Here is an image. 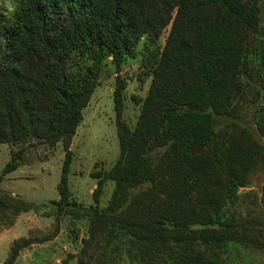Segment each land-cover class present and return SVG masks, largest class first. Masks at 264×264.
<instances>
[{"label":"trees","instance_id":"1","mask_svg":"<svg viewBox=\"0 0 264 264\" xmlns=\"http://www.w3.org/2000/svg\"><path fill=\"white\" fill-rule=\"evenodd\" d=\"M261 1L16 0L11 15L0 14V143L61 142L58 214L70 205V144L83 108L106 66L116 72L119 153L107 171L91 174L95 210L80 254L105 240L121 251L136 247L146 264H219L231 244L264 247L261 229L231 212L238 189L264 169V143L233 120L216 131L242 93L247 43L262 29ZM167 27L131 128L122 120L127 83L117 73ZM21 152H11L2 176L20 165ZM108 180L115 188L99 211ZM53 236L13 240L5 264ZM80 254L62 264L73 257L88 264Z\"/></svg>","mask_w":264,"mask_h":264},{"label":"rangeland","instance_id":"2","mask_svg":"<svg viewBox=\"0 0 264 264\" xmlns=\"http://www.w3.org/2000/svg\"><path fill=\"white\" fill-rule=\"evenodd\" d=\"M15 1L0 0V14L11 15ZM260 10L262 29L247 43L246 61L241 78L242 93L232 113L217 118L216 131L218 133L223 131L225 124L233 120L247 127L264 143V133L259 130V123L264 121V0L260 2ZM168 29L169 27L163 30L154 45L146 46L142 41L137 47L136 56L128 58L117 73L127 83L123 91L122 120L131 128L136 123L141 101L150 84L152 57L162 48ZM115 78L116 72L113 66L108 64L88 104L83 108V118L70 144L72 153L68 172L70 205L61 214L57 213V208L52 203L59 197L57 183L64 158L61 142L53 147L35 138L15 143H0V230L13 224L19 215V230L25 231L28 237L58 235L55 244L56 258L60 255L67 257L69 254H80L82 239L88 236L89 218L95 210L91 193L96 178L91 174L107 171L119 153L112 98ZM20 149H22L20 166L17 172L11 175L19 177L3 179L2 169L10 160L11 152ZM114 188V182L108 180L100 196L99 211L105 210L108 206ZM12 191H15L16 195H12ZM237 193L238 198L231 212L239 219L251 220L254 226L261 229L264 239V169L256 172L250 186L240 187ZM10 199L17 202L13 204ZM18 201L22 207H18ZM14 207L15 210H21L14 212ZM49 251L51 252V249ZM7 257V254L4 257V253L0 251V264H5ZM80 257L88 264H146L140 258L136 247L121 251L120 245L113 249L106 246L105 240L97 248L94 246L89 250L88 254L81 253ZM75 260L78 263L76 258ZM17 264L39 263L36 259L28 262L24 259ZM219 264H264V247L258 248L256 244L245 246L231 244L223 250Z\"/></svg>","mask_w":264,"mask_h":264},{"label":"crops","instance_id":"3","mask_svg":"<svg viewBox=\"0 0 264 264\" xmlns=\"http://www.w3.org/2000/svg\"><path fill=\"white\" fill-rule=\"evenodd\" d=\"M20 166V165H19ZM19 166L11 171L3 175V179L7 178H18L19 176L12 177V174H15L19 168ZM12 195H16L15 191H12ZM7 214H9L7 212ZM20 216L18 215L13 224L6 226L5 228L0 230V251L4 253V257L6 254L8 255L10 245L13 240L20 238V237H28L27 233L24 231H20ZM36 237H39L38 235ZM58 235H54L51 239L46 240L41 243H34L30 246L22 248L18 256L13 264H17L20 260L27 259L31 261V259H36L39 264H62V261L66 256L60 255V257L56 258V251H55V244L57 242ZM51 249V252L49 251ZM51 253V255H50ZM68 264H78L75 258H70L68 260Z\"/></svg>","mask_w":264,"mask_h":264}]
</instances>
